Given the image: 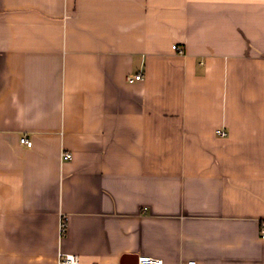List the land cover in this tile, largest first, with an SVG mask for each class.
<instances>
[{
  "label": "crops",
  "instance_id": "obj_1",
  "mask_svg": "<svg viewBox=\"0 0 264 264\" xmlns=\"http://www.w3.org/2000/svg\"><path fill=\"white\" fill-rule=\"evenodd\" d=\"M263 233L264 0H0V264H264Z\"/></svg>",
  "mask_w": 264,
  "mask_h": 264
},
{
  "label": "built area",
  "instance_id": "obj_2",
  "mask_svg": "<svg viewBox=\"0 0 264 264\" xmlns=\"http://www.w3.org/2000/svg\"><path fill=\"white\" fill-rule=\"evenodd\" d=\"M176 47V45L174 46ZM142 79L141 74H130L128 76L129 81H135V80H140ZM219 134L222 136L227 135V131L220 129ZM21 143L26 144L27 146H32L33 141L29 139L26 136L21 137ZM66 158H71L72 153H65ZM67 227V218L64 216L61 220L60 224V229H61V234H64L66 231ZM264 237V233L262 235ZM59 263L60 264H79L80 263V257L77 254L74 253H64L60 252L59 253ZM137 264H166L163 258L160 257H153L149 255H140L138 256ZM184 264H200L199 261L196 259H189L186 261Z\"/></svg>",
  "mask_w": 264,
  "mask_h": 264
},
{
  "label": "water",
  "instance_id": "obj_3",
  "mask_svg": "<svg viewBox=\"0 0 264 264\" xmlns=\"http://www.w3.org/2000/svg\"><path fill=\"white\" fill-rule=\"evenodd\" d=\"M138 260V259H137ZM137 264V263H136Z\"/></svg>",
  "mask_w": 264,
  "mask_h": 264
}]
</instances>
